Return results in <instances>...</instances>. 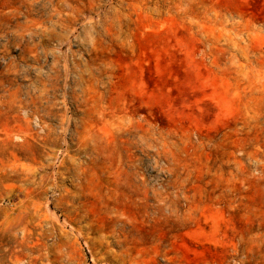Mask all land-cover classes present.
Returning <instances> with one entry per match:
<instances>
[{
    "label": "rangeland",
    "instance_id": "obj_1",
    "mask_svg": "<svg viewBox=\"0 0 264 264\" xmlns=\"http://www.w3.org/2000/svg\"><path fill=\"white\" fill-rule=\"evenodd\" d=\"M0 264H264V0H0Z\"/></svg>",
    "mask_w": 264,
    "mask_h": 264
}]
</instances>
